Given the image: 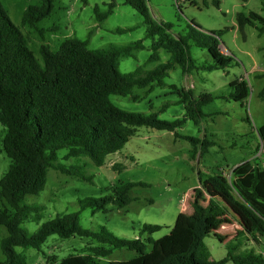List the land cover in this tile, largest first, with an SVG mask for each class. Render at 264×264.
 <instances>
[{"label": "trees", "instance_id": "16d2710c", "mask_svg": "<svg viewBox=\"0 0 264 264\" xmlns=\"http://www.w3.org/2000/svg\"><path fill=\"white\" fill-rule=\"evenodd\" d=\"M22 14L21 26L35 29L44 39L45 29L38 23L51 15L54 0H34ZM114 1V0H113ZM97 14L103 19L114 7ZM142 17L146 37H156L149 60L158 61L157 51L164 49L170 57L148 70L136 69L121 73L117 61L121 56L132 55V50L142 48V40L127 46L107 49H88L87 42L75 37L60 41L56 50L47 43L41 44L39 53L42 63L28 47L26 36L15 25L0 3V151L10 160L0 177V225L6 235L0 240L4 258L0 264H27L16 247L40 250L51 235L60 238L88 237L97 245L86 254H70L58 264H100L113 249L126 248L136 256L128 260H111L107 264H264V249L248 247L245 241L260 242L264 239V167L251 161L235 166L227 178L217 171L199 177V187L193 188L185 199V209L177 214L170 232L153 240L144 238L145 233L158 231V224L144 223L134 238L115 235L101 226L97 230L83 227L79 211L90 209L92 213L105 211L108 205L122 208L134 200L130 190L142 182H127L110 188L111 192L100 197H84L79 200V210L56 215L41 223L29 233L22 224L38 221L41 206L28 204L29 195H37L46 183L49 169L84 181L80 165L66 166L57 162L60 149H66L65 157H87L94 165L102 166L107 155L116 153L136 133L139 127L169 131L175 139L187 140L192 156L197 152L198 139L182 135L178 129L188 120L198 124L203 117L202 107L219 95L202 93L193 95L191 88L170 84V93L178 96L185 113L168 121L158 118L155 112L137 113L115 106L110 96H128L133 88L163 86L168 71L180 67L184 73L224 68L233 61L232 56L221 52L219 37L223 30L204 32L187 24L183 34L176 37L170 32L171 24L156 21L150 14L147 0H122ZM217 8L218 0H202ZM96 11V10H95ZM237 29L243 35L244 27L255 26L264 31V17L254 11L235 15ZM52 29V28H51ZM55 29V28H54ZM118 31H121L118 29ZM197 46L208 51L212 63L197 64L190 55V47ZM259 77L264 76L259 74ZM231 91L220 96L242 102L247 98L248 86L242 78L229 82ZM264 96V87L259 93ZM168 104H163L164 110ZM264 145V124L257 129ZM209 142L201 141L200 153ZM121 166L116 165L115 168ZM32 215V216H31ZM237 224L230 235L226 255L211 261L204 238L213 234L220 242L227 234L220 233L226 225ZM147 243L151 248L147 251Z\"/></svg>", "mask_w": 264, "mask_h": 264}, {"label": "rangeland", "instance_id": "374dc122", "mask_svg": "<svg viewBox=\"0 0 264 264\" xmlns=\"http://www.w3.org/2000/svg\"><path fill=\"white\" fill-rule=\"evenodd\" d=\"M111 1L54 0L51 15L38 23V28L45 29L44 39L35 29L21 26L24 10L36 1L0 0V3L10 20L26 36L29 49L40 63V45L47 43L54 51L66 37L86 41L88 49L127 46L142 40V48L132 50L130 56L118 58L117 66L121 73H131L138 68L143 71L152 69L159 62L168 60L170 55L164 49L157 51L158 61L149 60L153 53L151 44L157 38L146 37L143 17L122 0H114L110 12L97 20L96 15L106 13ZM218 1V8L210 2L204 5L202 0H147V5L154 20L171 24L170 32L174 37L183 34L187 24L204 32L223 30L219 47L223 53L232 56L231 64L214 70L193 71L191 74L175 67L168 71L163 86L152 89L135 87L128 96H110L111 102L123 110L155 112L158 118L171 121L182 117L185 109L182 103L177 102L178 96L170 93V84L191 88L195 97L202 93L219 95L202 107L203 117L198 124L188 119L178 129L180 134L199 140L195 156H192V147L187 140L175 139L169 131L144 126L139 127L119 151L107 155L102 166L94 165L87 157L67 159V150L60 149L57 162L66 166L80 165L82 173L90 180L84 181L49 169L44 189L25 199L28 204L41 206V218L32 221L30 217L22 224L23 228L31 233L56 215L78 211L79 200L84 197H100L110 193L113 186L142 182L143 185L131 188L130 195L134 200L126 206L118 209L108 205L105 211L95 213L90 209L80 210L79 222L91 230L103 226L115 235L129 239L137 236L142 224H158L161 226L158 231L143 235L144 238L156 240L170 232L177 214L182 210V198L193 188L199 187V177L203 180L206 175L220 171L228 178L235 166L248 160L264 167V145L257 133V129L264 124V96H259L264 87V76H258L264 73V31L259 33L257 27L260 24L256 23L255 26H245L242 35L235 20L238 12L246 14L254 11L264 17V0ZM190 55L200 65L213 62L204 48L192 45ZM238 78H242L248 86L247 98L238 102L220 97L231 91L229 82ZM163 104L168 105L161 111ZM2 129L0 124V136ZM203 139L209 145L200 153ZM9 162V158L0 151V177ZM118 164L121 167L115 168ZM235 224L234 220V224L220 229V233L227 234L223 242L213 234L204 238L211 261L226 255L230 235L237 229ZM5 235V228L0 225V240ZM245 244L256 250L264 249L262 238L260 242L247 240ZM94 245L97 243L88 237L60 238L51 235L40 250L15 249L25 257L27 264H58L70 254L88 253ZM150 248L151 244L147 243V251ZM135 256L134 251L116 248L98 261L107 264L111 260H128ZM3 258L0 249V259Z\"/></svg>", "mask_w": 264, "mask_h": 264}, {"label": "built area", "instance_id": "2783aa9c", "mask_svg": "<svg viewBox=\"0 0 264 264\" xmlns=\"http://www.w3.org/2000/svg\"><path fill=\"white\" fill-rule=\"evenodd\" d=\"M228 178H229V176H228ZM185 199H186V195H184V198H182V200H181V208H182V210H184L185 209Z\"/></svg>", "mask_w": 264, "mask_h": 264}, {"label": "crops", "instance_id": "0c3cea01", "mask_svg": "<svg viewBox=\"0 0 264 264\" xmlns=\"http://www.w3.org/2000/svg\"><path fill=\"white\" fill-rule=\"evenodd\" d=\"M220 50H221V52H222V49H221V46H220ZM225 54V53H224ZM182 211V210H181Z\"/></svg>", "mask_w": 264, "mask_h": 264}]
</instances>
